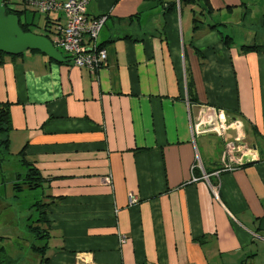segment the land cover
Returning a JSON list of instances; mask_svg holds the SVG:
<instances>
[{"label":"crops","instance_id":"0c3cea01","mask_svg":"<svg viewBox=\"0 0 264 264\" xmlns=\"http://www.w3.org/2000/svg\"><path fill=\"white\" fill-rule=\"evenodd\" d=\"M210 3L91 0L99 71L64 53L0 64L11 151L45 179L49 264H264V47L243 50L264 46V0ZM37 15L49 34L65 20ZM218 118L235 127L216 134ZM228 142L245 162L219 179Z\"/></svg>","mask_w":264,"mask_h":264},{"label":"built area","instance_id":"2783aa9c","mask_svg":"<svg viewBox=\"0 0 264 264\" xmlns=\"http://www.w3.org/2000/svg\"><path fill=\"white\" fill-rule=\"evenodd\" d=\"M90 1L27 0V4L32 11L43 14L61 11L65 17L64 23L53 26L49 35L50 40L59 51L66 54L74 65L97 72L107 64L108 60L107 49L99 43V36L108 17L107 15L91 17L87 9ZM234 124V122L218 118L217 122L212 124L213 131L220 135L228 127H235ZM239 148L247 150L244 143H226L221 168L214 172L219 179L222 171L234 170L237 166L244 164L245 157H234L235 151ZM208 176L207 172L203 171V178L207 179ZM197 179L199 178L193 177V180ZM218 185H214L213 188H217ZM137 200V196H130L131 203ZM115 212L117 213L118 209ZM121 241L126 242V236H122Z\"/></svg>","mask_w":264,"mask_h":264},{"label":"rangeland","instance_id":"374dc122","mask_svg":"<svg viewBox=\"0 0 264 264\" xmlns=\"http://www.w3.org/2000/svg\"><path fill=\"white\" fill-rule=\"evenodd\" d=\"M35 22L37 24L32 26L35 33L50 35L39 24L38 15ZM2 157L6 159L3 161ZM26 171L27 167L20 161V156L13 151L5 156L0 151V247L17 260L14 264H40L41 256L34 244L41 246L46 240L36 237L29 230V225L40 224L34 221L41 217V210L45 208L39 203L45 202L47 191L45 188L15 189L18 175L24 176Z\"/></svg>","mask_w":264,"mask_h":264},{"label":"trees","instance_id":"16d2710c","mask_svg":"<svg viewBox=\"0 0 264 264\" xmlns=\"http://www.w3.org/2000/svg\"><path fill=\"white\" fill-rule=\"evenodd\" d=\"M181 4L183 3H196L200 5L204 10L211 13L213 11V7L211 6L210 0H180ZM7 14H16L20 18V24L22 29L25 32L33 31L32 30V22H26L23 20V15L30 11L31 9L28 7L27 0H3ZM176 6V3L171 6ZM170 9V8H169ZM201 10V14L204 12ZM32 11V10H31ZM35 12V11H34ZM201 23L200 14H195L194 17V28H198ZM212 27H217L216 25H212ZM34 32V31H33ZM49 36V35H47ZM226 42L232 40L230 36H225ZM264 46L261 45H244L243 50L249 51H261ZM32 52H40L38 50H29ZM23 55V54H21ZM21 55H7L5 53H0V64L5 60L6 57L10 56L12 58H17ZM13 129V122L11 117V103L0 101V151L6 155L11 153V142H10V134ZM22 154L24 151L21 152ZM6 158L2 157L4 161ZM25 161L26 159L23 158ZM28 170L24 176L18 175L17 180L14 183V188L18 189V191L23 190L24 188L28 189H36L42 187L45 179L43 178L40 170L33 164V162L26 161ZM40 206H46V203H39ZM34 222L40 223L39 225H29V230L39 239L45 238V243L41 246H36L34 244L35 250L40 253L41 260L40 264H49L50 257L48 255L49 249V239L51 237V232L49 228V220L47 218V211L45 208L41 210V217L36 219ZM2 255V257H1ZM17 260L13 258L11 255H7L4 251L3 247H0V264H14ZM242 264H250L248 262H243Z\"/></svg>","mask_w":264,"mask_h":264},{"label":"water","instance_id":"95a60500","mask_svg":"<svg viewBox=\"0 0 264 264\" xmlns=\"http://www.w3.org/2000/svg\"><path fill=\"white\" fill-rule=\"evenodd\" d=\"M29 50H38L58 62L68 61L49 36L33 31L25 32L16 14H7L3 0H0V53L21 55Z\"/></svg>","mask_w":264,"mask_h":264},{"label":"bare ground","instance_id":"6f19581e","mask_svg":"<svg viewBox=\"0 0 264 264\" xmlns=\"http://www.w3.org/2000/svg\"><path fill=\"white\" fill-rule=\"evenodd\" d=\"M96 73V72H95Z\"/></svg>","mask_w":264,"mask_h":264}]
</instances>
